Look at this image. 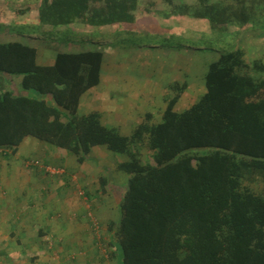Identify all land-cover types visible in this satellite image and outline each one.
Masks as SVG:
<instances>
[{
	"label": "trees",
	"instance_id": "1",
	"mask_svg": "<svg viewBox=\"0 0 264 264\" xmlns=\"http://www.w3.org/2000/svg\"><path fill=\"white\" fill-rule=\"evenodd\" d=\"M162 2L177 6L161 14L144 0H39L14 14L35 13L40 28L53 30L133 26L141 15H160L204 22L218 34L264 20V0ZM103 59L99 51L59 53L39 66L35 48L0 44V151L16 154L32 138L78 164L96 147L126 157L117 166L128 176L119 226L109 225L120 264H264L263 64H248L240 49L221 54L197 103L175 112L186 91L175 82L160 117L146 114L127 138L97 113L78 114L82 96L100 83ZM10 78H20V93L6 89ZM142 150L153 166L141 162Z\"/></svg>",
	"mask_w": 264,
	"mask_h": 264
},
{
	"label": "crops",
	"instance_id": "2",
	"mask_svg": "<svg viewBox=\"0 0 264 264\" xmlns=\"http://www.w3.org/2000/svg\"><path fill=\"white\" fill-rule=\"evenodd\" d=\"M73 26L87 31L81 25L69 27ZM12 34H0V44L21 43V33H16V38ZM29 43L37 44L32 40ZM28 46L37 50L39 66L52 65L56 55L62 53L52 57ZM84 50L66 53L87 52ZM114 50L109 48V56L99 51L104 55L100 83L82 96L78 114L97 113L105 127L129 138L150 109L157 107L148 91L138 95V91H130L128 79H114L113 73L117 77L119 73L128 74L115 69ZM107 75L109 79L104 80ZM5 87L20 93V78L8 79ZM165 100L166 96L160 112L166 106ZM0 160V264H120L109 225L114 230L119 226V206L128 178L117 166L127 162L126 157H116L105 147H96L85 163L78 164L75 157L26 138L16 154L0 151ZM69 169L72 173L67 176ZM51 188L57 192L55 196Z\"/></svg>",
	"mask_w": 264,
	"mask_h": 264
},
{
	"label": "rangeland",
	"instance_id": "3",
	"mask_svg": "<svg viewBox=\"0 0 264 264\" xmlns=\"http://www.w3.org/2000/svg\"><path fill=\"white\" fill-rule=\"evenodd\" d=\"M38 2L39 0H0V34L12 32V37L16 38V33H21L20 39H23L21 43L33 45L39 49L40 54L46 51L52 57L59 52L81 49L101 51L109 56V48L112 46L115 49V69L128 73L123 75L119 73L120 78L113 73L114 79L119 82L128 79L130 91H138L136 92L138 95L148 91L155 101L154 106L157 107V110L150 109L154 119L160 117L165 95L167 98L173 95L168 91V87L175 82L186 84V91L177 103L175 112L183 113L197 103L205 92L204 77L209 64L223 53L240 49L245 53V61L248 64L256 61L264 66V20L243 27L231 26L228 28V34H218L209 30V26L204 22L180 20L176 17L173 20H163L160 15H151L152 17L141 15L133 26L117 25L112 31L109 28L87 27V31H83L82 28L74 26L59 30L40 28L35 13H28L23 18L14 14L19 10L36 8ZM186 2L195 4L197 0ZM144 4L151 5L150 8L161 14L169 13L177 6V3L169 6L162 0H144ZM3 39H6L5 36ZM31 40L37 44H30ZM109 66L107 63L106 68ZM259 75L254 73L252 77L257 79ZM108 79V75L104 76V80ZM106 97L109 100L108 94ZM141 162L154 165L146 150L141 152ZM39 163L42 165L43 161L39 160ZM71 173L70 169L66 170L67 176ZM50 190L55 196L57 193L55 189ZM255 190L260 191V188ZM41 195L49 197L48 194Z\"/></svg>",
	"mask_w": 264,
	"mask_h": 264
},
{
	"label": "built area",
	"instance_id": "4",
	"mask_svg": "<svg viewBox=\"0 0 264 264\" xmlns=\"http://www.w3.org/2000/svg\"><path fill=\"white\" fill-rule=\"evenodd\" d=\"M98 225L97 224H95V227H97Z\"/></svg>",
	"mask_w": 264,
	"mask_h": 264
}]
</instances>
